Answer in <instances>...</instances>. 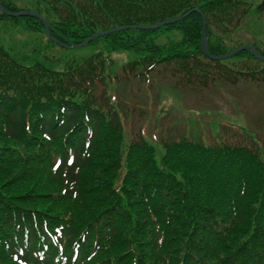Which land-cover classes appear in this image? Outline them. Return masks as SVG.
I'll use <instances>...</instances> for the list:
<instances>
[{
	"label": "trees",
	"instance_id": "obj_1",
	"mask_svg": "<svg viewBox=\"0 0 264 264\" xmlns=\"http://www.w3.org/2000/svg\"><path fill=\"white\" fill-rule=\"evenodd\" d=\"M28 2L49 24L50 36L67 45L201 7L212 56L235 48L233 30L249 12L243 0ZM0 4L21 10L13 0ZM216 24L222 28L215 31ZM9 30L36 38L29 49L36 61L24 64L16 57L24 50L2 40L9 48L0 44V175L6 176L0 182V264H264L260 130L213 122L218 133L210 144L182 136L159 141L158 148L141 134L127 144L115 96L125 83L138 89L150 83L163 93L218 82L259 85L264 64L247 52L233 59L261 69L209 60L196 13L175 25L125 29L70 51L48 40L38 20L0 13V32ZM122 54L125 63L113 59ZM164 74L174 88L162 87ZM161 112L157 120L166 116ZM230 134L244 142L228 140ZM121 148L137 157L120 161L107 151ZM39 163L46 176L41 182L30 175ZM35 196H47L53 207L38 208L46 200Z\"/></svg>",
	"mask_w": 264,
	"mask_h": 264
},
{
	"label": "rangeland",
	"instance_id": "obj_2",
	"mask_svg": "<svg viewBox=\"0 0 264 264\" xmlns=\"http://www.w3.org/2000/svg\"><path fill=\"white\" fill-rule=\"evenodd\" d=\"M243 1L246 4L245 7L249 6L250 10L257 12L249 14L247 19L242 18L239 21L238 26L233 30L232 42L237 46L253 45L264 52V9L260 11L257 9V7L264 3V0ZM26 2V0H16L15 4L24 10L34 11L35 7L31 3ZM219 18L221 20V16ZM214 28L217 31V29L222 28V25L216 24ZM4 38L10 39L14 43L15 50L20 48L24 50L22 54H16V57L20 61L22 60L24 64L32 65L36 61V56L33 52L30 53L29 51L31 49L30 46H32L31 41L36 39L35 37L23 35L13 30H9L5 34L0 32V44L9 48L2 41ZM162 38L163 36L160 40ZM33 47V50L37 49V41L33 42ZM127 58L123 54L113 57L120 64L124 63ZM226 64L228 67L233 69L238 68V70L243 71L247 67L253 70L262 68V65L255 64L248 59H231L226 61ZM164 76L166 77L165 80L160 81L162 87L174 88L171 84L174 82V79L169 78L167 74H164ZM137 85L136 83L128 85L125 83L118 87L116 94L114 93L118 98L116 103H119L118 112L121 115V127L125 143L127 144L136 140V136L139 134L146 137L150 142L176 141L183 136L188 140L210 144L218 133V128L212 125L213 122L220 125L232 122L246 128L254 127L255 129H260V132L264 135V128H262L264 125H260L264 121V83L259 85L239 83L235 86H230L223 82H218V86L215 88L200 89L198 86H184L180 91L167 89L165 93L160 92L159 89L149 87L150 83H148V86L145 84L139 89ZM159 111L166 113V116L157 120L155 116ZM221 136L223 139L226 138L225 135ZM234 136L244 142L240 136L233 134L227 136V139L234 141ZM107 151L112 157L118 158L120 161L126 159V156L137 157L133 154H127V148L120 149L121 155H119V151L117 153L111 149ZM161 157L162 155L159 154L156 161L159 162ZM41 165L43 164H35L30 169V175L36 181L38 179L39 182L44 181L46 177L42 174L44 171L41 170ZM54 169L53 167V172H55ZM35 174L37 175L36 177L34 176ZM5 178L6 176L0 175V182ZM32 181L34 182V180ZM30 192L34 194L33 190ZM35 197L46 200L37 203L38 208L49 209L53 207L49 204L52 201L47 196ZM29 198L31 197L25 199L29 200Z\"/></svg>",
	"mask_w": 264,
	"mask_h": 264
},
{
	"label": "water",
	"instance_id": "obj_3",
	"mask_svg": "<svg viewBox=\"0 0 264 264\" xmlns=\"http://www.w3.org/2000/svg\"><path fill=\"white\" fill-rule=\"evenodd\" d=\"M0 11L5 13L6 15L10 16V17H13V18H19V17H31V18H35L37 20H39L40 22L43 23L44 25V28H45V33L47 36H49V26L48 24L43 20V18L37 14V13H34V12H19V13H8L6 12L1 6H0ZM198 13V14H201V10L200 9H194L190 12H188L187 14H185L184 16H182L181 18H177V19H171V20H167L165 22H162V23H159L155 26H150V27H139L138 29H143V30H153V29H158L160 27H163V26H167V25H172V24H175L185 18H187L189 15H191L192 13ZM202 22H203V31H202V42H201V47H202V51L203 53L208 56L210 59L212 60H225V59H229V58H232L234 56H236L237 54H239L240 52H243V51H247L249 52L252 56H254V58L258 61H261L264 63V58L252 47H241V48H238L234 51H232L231 53L225 55V56H221V57H211L208 53V50H207V39L205 37V20L204 18L202 17ZM120 29H114V30H111V31H106V32H102V33H98L96 35H93L92 37H90L89 39H87L86 41H84L82 44L80 45H73V46H64L65 48L67 49H79V48H85L89 43L101 38V37H104V36H107L111 33H115V32H118Z\"/></svg>",
	"mask_w": 264,
	"mask_h": 264
},
{
	"label": "snow or ice",
	"instance_id": "obj_4",
	"mask_svg": "<svg viewBox=\"0 0 264 264\" xmlns=\"http://www.w3.org/2000/svg\"><path fill=\"white\" fill-rule=\"evenodd\" d=\"M68 162H69V163H71V161H70V160H69Z\"/></svg>",
	"mask_w": 264,
	"mask_h": 264
}]
</instances>
